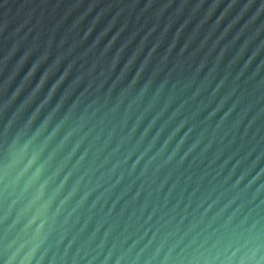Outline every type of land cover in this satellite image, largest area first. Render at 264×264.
<instances>
[{"label":"water","instance_id":"95a60500","mask_svg":"<svg viewBox=\"0 0 264 264\" xmlns=\"http://www.w3.org/2000/svg\"><path fill=\"white\" fill-rule=\"evenodd\" d=\"M0 264H264V0H0Z\"/></svg>","mask_w":264,"mask_h":264}]
</instances>
